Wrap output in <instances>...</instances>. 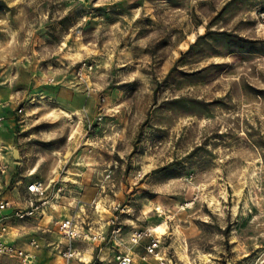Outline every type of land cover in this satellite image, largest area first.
<instances>
[{"label":"rangeland","instance_id":"1","mask_svg":"<svg viewBox=\"0 0 264 264\" xmlns=\"http://www.w3.org/2000/svg\"><path fill=\"white\" fill-rule=\"evenodd\" d=\"M0 115V199L47 186L8 223L34 264L70 215L91 264H264V0H0Z\"/></svg>","mask_w":264,"mask_h":264},{"label":"built area","instance_id":"2","mask_svg":"<svg viewBox=\"0 0 264 264\" xmlns=\"http://www.w3.org/2000/svg\"><path fill=\"white\" fill-rule=\"evenodd\" d=\"M22 112V109L19 110ZM4 122V116L0 115V127ZM47 190L46 184L41 180H33L26 186L25 199L27 200L28 206L24 209L19 205H15L14 201L10 199H0V264H34V259L30 252L26 249L18 246L14 240L9 239L8 223L10 218L15 219H25L30 217L38 209L37 201L41 199ZM9 211V212H5ZM113 224V229L111 237L115 238L120 233L122 228L116 227L115 221H111ZM59 233L62 235L64 241H60L63 244L62 248L59 250L60 256L63 260L62 264H72V261L78 263L91 264L92 259L89 263H85L82 260V250L76 248L74 243L76 241L84 240H96L100 238L105 240L106 237L101 235H94L89 230H86L83 225H79L77 220L73 216L63 217L59 222ZM147 235V232L134 229L130 231L127 236L133 246H137L141 239ZM93 236V238H91ZM116 241L115 239L113 240ZM117 244V242H116ZM31 245L38 248V244L35 240H32ZM159 246V239H154V241L145 246L147 254L158 255L157 247ZM118 264H134L135 263V253L131 248L127 251L118 250L115 255ZM145 258V257H144ZM103 261L100 259L97 264H102Z\"/></svg>","mask_w":264,"mask_h":264},{"label":"bare ground","instance_id":"3","mask_svg":"<svg viewBox=\"0 0 264 264\" xmlns=\"http://www.w3.org/2000/svg\"><path fill=\"white\" fill-rule=\"evenodd\" d=\"M8 150V148H7ZM9 155H10V152L8 150V152H6V155L4 156L7 160H10L9 158ZM10 162V161H9ZM76 200L75 198L73 199V201ZM58 204V202L56 201H51L48 206H47V209L49 210L48 212L52 213V214H55V215H59L61 212H60V205H56ZM70 206H74L75 205V202L74 203H68ZM99 205V204H98ZM103 207V206H102ZM62 208V207H61ZM104 208V207H103ZM106 209V208H104ZM102 210L98 208V212L101 213V215L105 212H101ZM107 212V210H106ZM49 219H52V216H48ZM11 234L9 235V239L10 240H13L14 239V235H15V231H11L10 232ZM94 233H96L97 235H101V232L99 231H95ZM26 248V250L28 252H30V254L32 255L33 259L36 260L38 258V253L40 252V250H38L35 246L31 245V244H27L26 246H24ZM89 259V255L88 254H83L82 255V260L83 261H87Z\"/></svg>","mask_w":264,"mask_h":264},{"label":"water","instance_id":"4","mask_svg":"<svg viewBox=\"0 0 264 264\" xmlns=\"http://www.w3.org/2000/svg\"><path fill=\"white\" fill-rule=\"evenodd\" d=\"M13 156H14L15 158H17V159L20 157V156H19V150H18V149H15V150H14Z\"/></svg>","mask_w":264,"mask_h":264},{"label":"crops","instance_id":"5","mask_svg":"<svg viewBox=\"0 0 264 264\" xmlns=\"http://www.w3.org/2000/svg\"><path fill=\"white\" fill-rule=\"evenodd\" d=\"M87 252H89V251H87ZM40 253H41V251L38 253V258H37V260H39L40 258ZM91 253V252H90ZM87 254V253H86ZM89 255V260H91L92 259V255L91 254H88Z\"/></svg>","mask_w":264,"mask_h":264}]
</instances>
